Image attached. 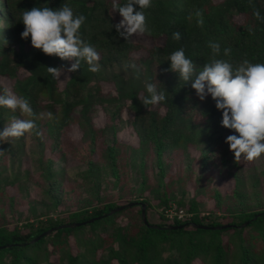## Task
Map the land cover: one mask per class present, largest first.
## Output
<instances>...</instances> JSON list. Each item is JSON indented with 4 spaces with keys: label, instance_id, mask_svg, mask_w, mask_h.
<instances>
[{
    "label": "trees",
    "instance_id": "1",
    "mask_svg": "<svg viewBox=\"0 0 264 264\" xmlns=\"http://www.w3.org/2000/svg\"><path fill=\"white\" fill-rule=\"evenodd\" d=\"M64 3L86 17L80 34L99 52V72L82 62L69 73L72 61L21 38L25 10ZM256 9L264 17V0H152L144 10L150 32L142 35L153 43L145 48L117 32L112 0H0V78L11 80V91L34 112L22 116L0 106V131L16 117L34 119L41 133L31 132L28 147L25 136L0 141V264H264V154L237 163L225 141L239 133L222 126L211 95L201 101L168 60L183 47L202 70L212 41L220 44L218 59L264 64V20L255 18ZM176 31L180 40L172 38ZM142 48L147 54H134ZM131 62L140 66L139 77L126 67ZM48 66L65 69L63 84ZM146 81L166 92L151 111L139 99L149 95ZM4 88L0 83V94ZM25 155L38 173L40 199L31 207L35 220L11 225L14 187L28 191L34 180L31 169H22ZM69 155L76 162L72 177ZM225 167L231 189L225 182L212 187L210 170ZM67 182L79 199L63 213ZM211 200L215 209L202 214ZM129 202L137 203L111 213ZM170 208L186 215L169 218Z\"/></svg>",
    "mask_w": 264,
    "mask_h": 264
},
{
    "label": "clouds",
    "instance_id": "2",
    "mask_svg": "<svg viewBox=\"0 0 264 264\" xmlns=\"http://www.w3.org/2000/svg\"><path fill=\"white\" fill-rule=\"evenodd\" d=\"M139 6V10L136 9ZM152 6V0H112L113 11H118L122 19L114 25L120 36L129 40L133 34L140 35L150 32L147 26L145 9ZM202 16L201 12L196 13ZM253 15L257 20H264L258 9ZM24 30L22 39L31 37L33 47L40 49L46 55L58 56L61 60L72 61L67 72H77L81 63L86 62L90 72H99L100 54L95 46L86 42L81 34V26L86 17L83 14H75L73 8L64 3L59 8L33 7L22 13ZM198 23L202 26L203 20ZM251 32L252 29L250 28ZM174 40L181 39L179 31L173 32ZM213 56L209 63H205L202 70L197 71L195 61L188 58L183 47L171 53L168 60L171 61V71L178 72L180 80L185 84L190 83L195 89L197 97L204 101L211 95L216 102V107L222 110V126L234 129L239 135H229L226 143L234 152L235 161H253L264 154V64L252 63L244 59L238 65L229 60L216 58L220 54L218 42H208ZM230 48L224 49V56H229ZM137 73L141 71L135 62L130 65ZM62 67H47V72L54 78H60ZM165 71H168L166 69ZM148 96L139 97L145 107L151 111L150 106L159 105L166 100L165 90H160L156 83L145 82ZM0 106L13 112L17 110L22 116L34 115L30 102L13 93L5 87L0 94ZM51 117V113L48 114ZM37 130L34 119H22L13 117L10 124H6L0 131V141H8L9 138H21L26 133ZM3 150H0L2 154Z\"/></svg>",
    "mask_w": 264,
    "mask_h": 264
},
{
    "label": "rangeland",
    "instance_id": "3",
    "mask_svg": "<svg viewBox=\"0 0 264 264\" xmlns=\"http://www.w3.org/2000/svg\"><path fill=\"white\" fill-rule=\"evenodd\" d=\"M113 15L115 17V19L117 21H120L122 19L121 15L116 13V12H113ZM136 41H141L142 44H143V47L145 48H148L152 45L153 41L145 36H143L142 34L140 35H136V34H133L132 36ZM134 54H147V50L142 48L141 51L139 52H135ZM20 76H23L24 75V72H20L19 73ZM67 77L66 74H64L62 72L59 80L61 82V84L64 83L65 81V78ZM0 83L4 86V87H7L11 90V80L7 79V78H0ZM108 86V85H106ZM120 136L122 139H126L128 136L126 135V132H121L120 133ZM25 139H26V147H28L31 142H32V137H31V133H27L25 135ZM193 155L195 156L196 155V151L193 150L192 151ZM180 157H177V158H174V163L178 162V159ZM23 165H22V169L24 168H29L31 169L32 171V174L34 175V180L29 182V188H28V191H23L22 188H17L14 187L12 193H14V196H15V202H14V207L17 209L16 210V213H14L13 216H10L9 220L11 221V225L13 223H16L18 222L19 224H22L23 222L26 221L25 217L26 216H29L30 220L33 221L35 220L36 218L31 214V207L33 205L34 202H37L39 201L40 199V195H39V186H38V183H39V177H38V173L35 171V168L34 166L31 164V160H30V156L29 155H25L23 157ZM241 163L243 165H248V161L247 160H244L242 159L241 160ZM76 165V162L75 160L69 155L68 157V161L66 163V171L68 172V174H70V177L73 176V171H74V166ZM182 168H183V165H182ZM194 169L196 171V174L198 172V163L195 162L194 163ZM221 168H218V169H211L210 170V174L214 175L215 176V181L213 182V184L211 185L212 187L213 186H222V184H224L225 182V187H223L225 190H229L231 189V186H232V182L230 180L227 179V172H228V169L227 167L221 169ZM225 181H224V180ZM194 183L192 181V185L193 186ZM67 190H68V196H69V199L68 201H66L64 204H62L59 208L61 211H63V213H66L67 211H64L65 210V207L66 205H70L71 208H74V206H76V202L78 201L79 199V189H76L74 191L71 190L73 184H71L70 182H67ZM190 186V187H191ZM71 190V191H69ZM67 198V197H66ZM207 205L204 206L202 208V214H208L209 211L211 210H214L215 209V206H214V201L211 200V201H207ZM19 212H23V218H19V216H21L19 214ZM59 213V212H57ZM62 213V214H63ZM154 212H152V217H155L156 214H153ZM56 214V213H54ZM179 215H181V217H179ZM186 215L185 213V210H176L175 208H170L169 211H167V217L169 218H174L175 216H178L179 218H182ZM42 218H45V217H42ZM153 219V218H152Z\"/></svg>",
    "mask_w": 264,
    "mask_h": 264
},
{
    "label": "water",
    "instance_id": "4",
    "mask_svg": "<svg viewBox=\"0 0 264 264\" xmlns=\"http://www.w3.org/2000/svg\"><path fill=\"white\" fill-rule=\"evenodd\" d=\"M137 202H129V203H127V204H124V205H121V206H119V207H117L116 209H114V210H112L111 211V213H113V212H115V211H120V210H122V209H124V208H126V207H130V206H132V205H134V204H136ZM141 205H142V215H143V218H144V220L145 221H147V218H146V205L144 204V203H141ZM94 219H96V218H92L91 220H89V221H93ZM84 223V222H83ZM81 223H79V222H76V223H72V224H68L69 226H73V225H80ZM181 225H179V226H171L172 228H177V227H180ZM199 227H207V226H205V225H198ZM59 227H62V226H59ZM55 229V228H54ZM53 229H51V230H48V231H46V232H44V233H42L39 237H41V236H43V235H46L47 233H49L50 231H52ZM39 237H37L36 239H38Z\"/></svg>",
    "mask_w": 264,
    "mask_h": 264
},
{
    "label": "built area",
    "instance_id": "5",
    "mask_svg": "<svg viewBox=\"0 0 264 264\" xmlns=\"http://www.w3.org/2000/svg\"><path fill=\"white\" fill-rule=\"evenodd\" d=\"M169 211V210H168ZM179 217H181V215H179Z\"/></svg>",
    "mask_w": 264,
    "mask_h": 264
}]
</instances>
